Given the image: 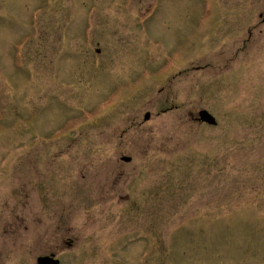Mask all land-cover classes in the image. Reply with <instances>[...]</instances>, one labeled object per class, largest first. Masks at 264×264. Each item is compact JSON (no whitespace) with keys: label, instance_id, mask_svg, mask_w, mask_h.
Listing matches in <instances>:
<instances>
[{"label":"rangeland","instance_id":"374dc122","mask_svg":"<svg viewBox=\"0 0 264 264\" xmlns=\"http://www.w3.org/2000/svg\"><path fill=\"white\" fill-rule=\"evenodd\" d=\"M43 255L264 264V0H0V264Z\"/></svg>","mask_w":264,"mask_h":264},{"label":"water","instance_id":"95a60500","mask_svg":"<svg viewBox=\"0 0 264 264\" xmlns=\"http://www.w3.org/2000/svg\"><path fill=\"white\" fill-rule=\"evenodd\" d=\"M149 116H150V114L147 112L144 114L143 118L145 120H147L149 118ZM199 119L208 123V124H211V125L216 124V120H215L214 116H212L206 110L199 111ZM121 159L124 160L125 162L130 161L129 156H123ZM37 263L38 264H58L59 262H58V260H55L50 256H41V257L37 258Z\"/></svg>","mask_w":264,"mask_h":264},{"label":"bare ground","instance_id":"6f19581e","mask_svg":"<svg viewBox=\"0 0 264 264\" xmlns=\"http://www.w3.org/2000/svg\"><path fill=\"white\" fill-rule=\"evenodd\" d=\"M154 16H155V14H154Z\"/></svg>","mask_w":264,"mask_h":264}]
</instances>
